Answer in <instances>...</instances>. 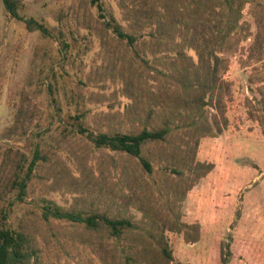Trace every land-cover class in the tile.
I'll return each mask as SVG.
<instances>
[{"label":"trees","instance_id":"trees-1","mask_svg":"<svg viewBox=\"0 0 264 264\" xmlns=\"http://www.w3.org/2000/svg\"><path fill=\"white\" fill-rule=\"evenodd\" d=\"M1 1L10 17L21 20L23 0ZM91 5L99 17L85 28L97 41L100 62L88 82L108 86L111 92L98 100L118 109L111 104L112 111L95 115L93 127L62 128L61 146L79 134L97 153L88 162L73 156L75 173L56 159L59 147L43 151L36 143L30 154L1 149L0 264H46L48 250L66 253L71 247L87 254L81 264H180L165 235H178L185 245L200 240L199 224L183 220L182 205L214 170L198 161L200 142L229 127V57L240 55L250 85L264 83V71L255 67L264 62L263 0H116L120 20L100 0ZM24 24L49 36L42 24ZM256 92L258 101L246 100L253 122L258 112L264 115V86ZM39 117L22 90L0 139L40 138L34 133ZM46 176L51 187L62 182L72 189L70 208L43 199L40 213L25 210L33 180L43 185Z\"/></svg>","mask_w":264,"mask_h":264},{"label":"rangeland","instance_id":"rangeland-1","mask_svg":"<svg viewBox=\"0 0 264 264\" xmlns=\"http://www.w3.org/2000/svg\"><path fill=\"white\" fill-rule=\"evenodd\" d=\"M100 2L104 11L120 20L116 0ZM18 15L21 20L10 17L0 0V135L11 125L23 90L40 115L34 133L41 137L0 139V151L14 148L30 154L36 143L43 151L53 152L59 147L56 159L75 173L77 163L73 156L88 162L97 153L79 134L78 140H67L61 146L62 128L77 123L93 127L95 115L112 111L111 104L113 110L118 109L115 103L98 100L101 94L108 95L110 88L102 89L97 83L88 82L87 77L100 60L97 41L85 27L99 13L91 0H23ZM243 18L253 34V22L246 10ZM30 19L44 25L49 36L27 31L24 21ZM239 57H229L225 75L232 85L227 111L229 127L217 138L201 141L198 149V161L213 164L214 170L193 188L182 205L183 220L199 224L200 240L187 246L180 236L165 235L180 264H222V257L223 264H264V115L258 112L254 122L246 116V100L258 101L256 89H263L264 83H248L249 70L239 66ZM263 63L255 65L261 73ZM30 74L31 87L27 85ZM260 107L259 104L257 108ZM80 114L85 119L76 121ZM42 174H38L40 178L44 177ZM50 178L46 176L43 185L33 180L25 210L40 213L43 199L63 208L73 205L72 189L64 188L62 182L51 187ZM51 225L55 227V222ZM66 253L48 250L45 263L81 264L87 255L74 247Z\"/></svg>","mask_w":264,"mask_h":264},{"label":"crops","instance_id":"crops-1","mask_svg":"<svg viewBox=\"0 0 264 264\" xmlns=\"http://www.w3.org/2000/svg\"><path fill=\"white\" fill-rule=\"evenodd\" d=\"M189 224H191V223H189ZM187 246H192V245H187Z\"/></svg>","mask_w":264,"mask_h":264}]
</instances>
